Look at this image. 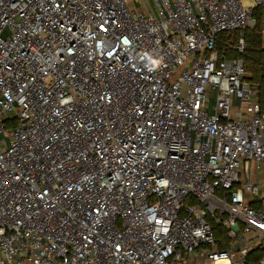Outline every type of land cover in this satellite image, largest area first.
<instances>
[{
  "label": "built area",
  "instance_id": "built-area-1",
  "mask_svg": "<svg viewBox=\"0 0 264 264\" xmlns=\"http://www.w3.org/2000/svg\"><path fill=\"white\" fill-rule=\"evenodd\" d=\"M248 1L0 0V264H264Z\"/></svg>",
  "mask_w": 264,
  "mask_h": 264
},
{
  "label": "trees",
  "instance_id": "trees-1",
  "mask_svg": "<svg viewBox=\"0 0 264 264\" xmlns=\"http://www.w3.org/2000/svg\"><path fill=\"white\" fill-rule=\"evenodd\" d=\"M259 18V24L256 28L246 29L243 35L246 42V47L243 52L237 53L236 51L228 50L231 44L238 42L241 36V31L222 32L217 40V49L226 50L229 55L240 56L244 60V65L247 73L251 74V82L258 88V95L261 105V110L264 111V40L261 29L260 11H256ZM212 225L216 241L220 250H224L230 244V239L227 236V231L221 223L213 221L209 217ZM261 250H253L249 256V261H254L261 255Z\"/></svg>",
  "mask_w": 264,
  "mask_h": 264
},
{
  "label": "rangeland",
  "instance_id": "rangeland-1",
  "mask_svg": "<svg viewBox=\"0 0 264 264\" xmlns=\"http://www.w3.org/2000/svg\"><path fill=\"white\" fill-rule=\"evenodd\" d=\"M244 2L246 4H249V1L248 0H244ZM137 6H141L140 4L136 3ZM248 71V70H247ZM248 78L250 79L251 77V74L248 72ZM251 80V79H250ZM260 181V180H259ZM259 244V241L258 239H252L250 240L249 242V246L252 247V246H255ZM210 262L207 260H204V256H201V257H198V256H194V257H190L189 259L186 260L185 264H209Z\"/></svg>",
  "mask_w": 264,
  "mask_h": 264
},
{
  "label": "bare ground",
  "instance_id": "bare-ground-1",
  "mask_svg": "<svg viewBox=\"0 0 264 264\" xmlns=\"http://www.w3.org/2000/svg\"><path fill=\"white\" fill-rule=\"evenodd\" d=\"M226 262H227L226 259H220V260L217 261L218 264H224Z\"/></svg>",
  "mask_w": 264,
  "mask_h": 264
},
{
  "label": "crops",
  "instance_id": "crops-1",
  "mask_svg": "<svg viewBox=\"0 0 264 264\" xmlns=\"http://www.w3.org/2000/svg\"><path fill=\"white\" fill-rule=\"evenodd\" d=\"M263 40H264V33H263ZM205 260H207V259H205Z\"/></svg>",
  "mask_w": 264,
  "mask_h": 264
}]
</instances>
